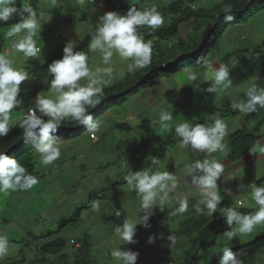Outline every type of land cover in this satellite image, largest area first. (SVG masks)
<instances>
[{"label": "rangeland", "instance_id": "1", "mask_svg": "<svg viewBox=\"0 0 264 264\" xmlns=\"http://www.w3.org/2000/svg\"><path fill=\"white\" fill-rule=\"evenodd\" d=\"M125 1L127 0H96L95 4L82 8L77 6L76 0H16L14 6L18 10L21 5L29 6L31 3L35 7L39 30L33 39L40 52L35 58H26L23 53L15 52L13 44L22 39L26 33L22 32L19 36L6 39V33L16 23L11 25L3 23L4 25L0 27V55L11 59L15 69L24 70L30 76V80L20 86L19 100L22 101L24 93L35 91L37 88L41 90L26 104L22 101L21 108L13 110L11 127L22 121L27 112L26 106L35 107V98L38 94L46 99H55V95L49 89L50 75L43 68V64L47 56L56 48L64 47L69 41L78 45L90 30L97 28L98 18L107 12L124 15L130 6L136 7L141 12L151 10L148 0H132L130 6H127ZM174 1L158 0L156 2V10L164 20L162 28L170 25L172 20L168 14L163 13L162 9ZM184 1L191 9L195 7L200 11L204 8L210 10L224 0ZM116 4L123 9L116 11ZM256 6L246 13L247 17H245L248 22L254 17ZM25 17L27 18L26 14ZM17 19L18 23L21 22L19 17ZM195 25V21L183 25L178 37L169 42H162V46L167 49L171 47L170 45L178 44L179 40L186 39V36L196 27ZM240 28V25L235 26L230 23L227 26L226 35L216 44L213 41L212 49L206 52L204 58L210 60L213 57H225L226 54L233 53L231 52L233 41L230 38ZM263 35L264 30L261 29V36ZM144 42L147 43L149 40ZM84 52L89 56L88 67L91 71L95 72L97 68L105 67L112 69L111 78L102 77L107 85L103 88L118 84L129 74L127 66L131 61H121L118 55L114 54L111 63L105 65L99 52L92 53L87 49ZM189 58L186 57V60ZM245 59L253 62L257 69L255 72L257 71L258 74L264 70V57L251 54L245 56ZM234 60H240V57ZM257 60L261 61L258 66H256ZM211 68L214 70L213 66ZM243 68L247 69V64ZM193 70L197 69L183 65L180 73L171 79H163L152 91L148 93L142 91L132 98L125 97L124 101H120L113 109L106 110L100 118L96 119L93 116V119L101 124L100 130L95 134L96 139H92L85 130L76 139L57 143L61 156L52 165L43 166L40 163V156L34 153L38 183L28 191L10 192L7 196L0 194V236L6 237L8 241V253L5 258L0 259V264H12L21 260L20 251H23L27 263L30 264L38 255L37 247L56 238H64L68 242L67 264H118L111 258L113 250L138 253L136 264H185V255L190 252L192 241L197 237L192 230L195 229L196 221L203 215L217 219L223 209L221 203V208L219 206L213 216L207 215V211H203V214H197L195 211L194 206L202 197L199 191L192 186L191 177L186 176L185 169L197 159L215 160L224 166V172L217 180L219 195L225 194L226 199L232 202L235 208H239L238 203L241 202L245 209H252L255 213L259 210L251 199V187L249 186L258 187V181L261 179L260 171L264 170V162H260L249 171L236 172L234 164L228 159L230 135L240 130L255 134L257 131L255 129L258 128L260 132L256 135L264 138V109L257 106L255 113L244 115L238 110L234 111L231 107L233 103L241 102L243 96H245L243 102H247L248 89L253 86L257 87L259 79L253 78L244 85L235 86L236 79L240 77L232 75L230 88L208 93L206 89L213 83L206 81L205 84L193 85V81L188 79V74L195 72ZM80 83L81 86H86L88 82L82 80ZM262 86L264 87V82ZM215 109H225V117L214 115ZM232 110L240 114L233 116L231 115ZM162 112L172 115L169 132L162 131L159 125V116ZM92 114L93 112L90 113ZM146 118L157 122L155 123V134L161 139L173 134L175 127L180 123L186 122L192 127L196 124L209 123L211 127L214 119L219 118L227 125L228 135L222 141L226 148L223 152L213 153L210 156L194 154L190 148L181 149L180 140L175 137L174 146L164 147L166 156L159 161L158 165L151 164L148 157L144 158L140 171L144 169L150 172H169L177 178L179 187L175 192L170 193L162 212L158 204L157 208L153 209V215L148 221L149 227L137 225L134 236L136 243L124 245V242L115 235V227L122 226L125 218L138 224L140 216L143 215L140 212V200L135 192L129 191L124 177L132 171L129 167V157L136 151L143 137L139 127L141 121ZM118 123H127L133 127V131L126 133L116 130L115 126ZM160 143L163 141L157 140L153 142V145L159 148L162 147ZM241 185L244 187L239 191ZM91 193L95 194L92 203L89 200ZM177 197L186 198L188 201V210L182 215H173L179 207ZM93 202L99 204V211L92 210ZM202 206L200 205L203 210ZM85 207L88 208L82 210L78 222L60 227L62 221L74 217L78 208ZM117 211L121 213L119 218L115 216ZM156 220L159 221L155 222ZM49 232H54V234L49 235ZM263 232L264 225H261L255 227L251 234L237 236L233 240H228L222 234L215 245L203 247L200 250L199 264H210L215 255L222 253L223 248L232 249L248 244ZM170 235L175 238L174 243L167 239ZM150 236L154 238L152 244L148 243ZM242 264H264V249L253 259Z\"/></svg>", "mask_w": 264, "mask_h": 264}, {"label": "clouds", "instance_id": "2", "mask_svg": "<svg viewBox=\"0 0 264 264\" xmlns=\"http://www.w3.org/2000/svg\"><path fill=\"white\" fill-rule=\"evenodd\" d=\"M76 2L77 6L83 8L95 4L96 0H76ZM15 3L16 0H0V21L7 23L14 16L21 20L11 26L5 38L19 36L22 32L26 33L22 39L13 44V49L17 53H23L26 58H35L40 52L33 39L39 30L36 13L26 5H21L18 10L14 6ZM230 11V9L225 11L226 23H231L234 19L229 14ZM25 14L27 18H25ZM163 26L164 20L155 7L141 12L136 7L130 6L124 15L107 12L98 18L97 30L91 35L87 50L92 53L99 52L105 65L111 63L114 54L118 55L121 61H131L127 66L128 73L131 74L149 67L151 64L152 43L151 41L144 42V37L139 29L147 28L154 33ZM76 47L75 42L69 41L63 48L62 59L53 61L48 67V73L52 76L49 89L55 95V99H46L38 94L35 98V107L26 109V115L19 123L24 143H32L35 152L41 158L40 163L45 167L60 159L61 153L54 134L59 131L63 121L71 120L78 125L85 126L86 132L92 139H96L95 134L101 127L100 122L89 115L88 109H95L101 103L98 97L103 95V87L107 86L102 77L111 78L112 69L105 67L97 68L95 72L91 71L88 67L89 56L84 51H74ZM201 60H203V66L206 69H211V65L206 59L200 58L197 63H201ZM205 77L207 79V72ZM188 79L195 81L197 77L190 72ZM212 79L214 83L206 89L208 93L223 91L232 86L229 69L223 64L214 70ZM29 80L28 72L15 69L11 59L0 55V138L6 137L12 130L10 126L11 114L13 110L22 107V101L18 99L20 86ZM82 80L88 82L86 86H81ZM246 97L247 102L233 103L232 109L238 110L244 115L255 113L257 106L264 109V89L253 86L248 89ZM42 117L47 119H42ZM171 121L172 115L162 112L159 116L161 130L169 132ZM153 123L157 122L153 121ZM227 135V125L219 118L214 119L211 127L204 124L192 127L186 122L175 127V136L180 140L179 147L181 149L190 148L194 154H205L206 156L223 152L226 145L222 141ZM256 153L264 155V146L258 143L249 150L250 155ZM147 159L153 165L159 164L156 157ZM223 172L224 166L221 163L207 158L202 161L197 159L186 167V176L191 177L192 186L199 191L202 197L194 206L197 214H203L200 205H203L209 216H213L217 212L218 206L222 203L217 180ZM124 180L129 191L135 192L139 198L140 212L143 215L140 216L138 224L125 218L122 226H116L114 232L124 242V245H133L136 243L134 236L137 225L149 227L148 221L153 215V209L157 208L158 204L159 210L162 212L163 206L169 200L170 193L175 192L179 184L177 178L169 172H150L144 169L135 173L129 171ZM37 183L36 177L26 175V170L16 162V159L0 154V194L7 196L10 192L17 190L28 191ZM243 187L241 185L238 190L240 191ZM249 187H251V199L259 209L254 215H242L232 208L221 209L226 225L231 229L223 234L228 240L251 234L255 227L264 225V187L254 185ZM177 200L179 207L173 212V215H182L188 210V201L182 197H177ZM92 210L99 211L97 202H93ZM120 215L119 211L115 214L116 218H119ZM233 225H237V227L233 228ZM167 239L171 243L175 242V238L171 235ZM148 243H154V238L150 236ZM222 252L223 255L218 264H242L230 248L225 247ZM7 253L8 241L6 237L0 236V259L5 258ZM138 255L132 251L113 250L111 252V258L118 264H136Z\"/></svg>", "mask_w": 264, "mask_h": 264}, {"label": "trees", "instance_id": "3", "mask_svg": "<svg viewBox=\"0 0 264 264\" xmlns=\"http://www.w3.org/2000/svg\"><path fill=\"white\" fill-rule=\"evenodd\" d=\"M252 3V4H251ZM257 5V6H256ZM33 10L35 9L33 3L29 5ZM256 11L264 9V0H224L221 4H218L210 10L194 11L184 0H175L171 5L165 8V13L168 14L172 20L170 25L164 28H160L156 32H151L150 29L141 28L139 32L143 35L144 41L152 42V57L149 67L135 71L131 74H127L123 80L118 84L103 88V95L98 97L101 103L95 109H88L89 115L93 112L92 116L96 119L104 115L106 110L113 109L120 101H124L125 97L132 98L134 95L142 91H152L158 86V84L165 78L171 79L181 72L183 65L190 66V68L199 69L203 67V60L201 63H197V60L204 58L206 52L212 49L211 44L213 41L216 43L224 35L227 26L230 23H226L224 16L225 11L230 9V15L234 17L232 24L237 25L243 23L247 18L246 13L250 8H255ZM116 11H120L121 7L116 6ZM255 11V12H256ZM246 16V17H245ZM26 18V17H25ZM190 21H195L196 27L193 31L186 36V39L179 40L178 44L170 45V48H164L162 42H169L178 37L180 28L188 24ZM10 22V23H9ZM0 21V27L2 25H11L18 23L16 20L8 21L4 23ZM97 28L89 31L74 49V51H84L87 49L90 43L91 35L96 32ZM211 36L210 39H208ZM63 48L58 47L53 53L47 56L43 68L48 71V67L55 60H60L63 57ZM186 57H190L186 60ZM175 64V65H174ZM151 74L150 77H148ZM148 77V78H147ZM52 76L50 75V81ZM261 89L263 86L261 85ZM41 90L37 88L35 91L27 92L23 94V101L25 104ZM245 101V97L240 100ZM228 103V102H226ZM227 105V104H226ZM28 106H26V109ZM214 115L225 117V109H215ZM240 114L232 110L231 115L235 116ZM42 119H47L42 117ZM21 122V121H20ZM19 122V123H20ZM17 123L6 137L0 138V154H5L13 159L26 170V175L34 176L38 178V172L36 170V164L34 161L35 149L31 142L25 144L23 141V132L19 128ZM197 125V124H196ZM195 125V126H196ZM210 126L209 123L204 124ZM194 126V127H195ZM116 130L121 132L131 133L133 127L127 123H118L115 126ZM139 129L142 132V139L139 145L129 157V167L132 171L139 172L142 160L146 157H156L159 161L163 160L166 156L164 147H172L175 145V131L173 134L168 135L165 139H161L156 136L155 129L156 124L149 118L143 119L140 123ZM85 126L78 125L71 120H65L61 123V127L57 133L54 134L57 143L62 141H70L78 138L85 132ZM261 139L256 133H247L240 130L229 136V161L232 164L239 163L247 155L249 150L252 149L258 141ZM163 141L160 143L159 148L153 145L155 141ZM117 185V184H115ZM18 192H23L19 191ZM94 193L89 195L90 203L94 200ZM223 199V209L232 208L242 215H254L255 212L242 207L235 208L232 202L226 199L225 194L220 195ZM221 208V204L219 205ZM218 206V207H219ZM78 208L75 215L70 220L62 221L60 227H66L69 223L78 222L83 209ZM203 211L206 209L202 206ZM156 220L155 222H158ZM237 225H233L235 228ZM195 229H192L197 237L192 241V247L190 252L185 255V264H199V252L203 247H211L216 244L220 235L224 234L231 229L226 225V220L223 214L217 219L208 218L203 215L201 219L197 220L194 224ZM57 233V232H55ZM54 232H49V235ZM73 244V242H72ZM68 242L64 238H56L42 244L37 247L35 259L30 264H67V250ZM262 249H264V232L257 236L253 241L248 244L240 245L231 249L236 258L242 263L253 259ZM222 253L215 255L210 264H218ZM21 260H18L12 264H28L26 256L23 251H20ZM82 264V263H78Z\"/></svg>", "mask_w": 264, "mask_h": 264}, {"label": "crops", "instance_id": "4", "mask_svg": "<svg viewBox=\"0 0 264 264\" xmlns=\"http://www.w3.org/2000/svg\"><path fill=\"white\" fill-rule=\"evenodd\" d=\"M157 1L158 0H148V2H149L148 6L150 8H152V7L156 8L157 7L156 6ZM131 3H132V0L125 1V4L127 6H130ZM114 5H113V7H114ZM117 5L118 4H116V6ZM165 8H167V7H165ZM165 8L162 9L163 13H165V11H164ZM193 8H195V7H192V9ZM122 9L123 8L121 7V10ZM195 10H196V8H195ZM202 10H207V9L204 8ZM196 11H198V10H196ZM253 15H254V17L252 18V21L248 22L247 20H245L243 23L237 24V25H240L241 28L238 29L234 33V35L230 38V40L233 41V45H232L233 49H231V52H233V53H228L225 55V57L224 56L223 57L222 56L213 57V59L211 58L210 60H207V61L211 65V67L212 66L214 67V70L218 69V67L221 64L225 65L229 69V78H232V75H235V76L238 75L240 78L236 79V81L234 83L235 86L244 85L245 83H247L251 79L258 78L259 79L257 82L258 86L256 88L261 89V85H263V82H264V70L261 71L260 74H258L257 71L255 72L256 68L254 67L253 62H250L249 60L245 59V56H248L251 54H254V56H256V57L257 56L258 57H264V35L261 36V29L264 30V9L256 11ZM12 20H16L18 22V19L16 16ZM244 24H245V26H244ZM237 25H235V26H237ZM225 35H226V33H224L222 38ZM238 37H239V39H238ZM7 53H8V51H7ZM241 56H244V57H241ZM237 57H240V60L235 61L234 58H237ZM232 59H233V62H232ZM256 62H257L256 66L261 64V61H259V60H257ZM245 64H247V66H248L247 69L243 68V66ZM214 70H212V68L206 69L204 66L197 69V70H193V71H195L193 73L197 77V79L195 81H193V85L205 84L206 81H208L210 83H214V80L212 79V77L214 76ZM206 72L208 73L207 79L205 77ZM263 89H264V87H263ZM148 92H150V91H146V93H148ZM243 97H245V96H243ZM22 101H23V95H22ZM260 125L261 124H259V126ZM255 130H257L256 134H259V132H260V131H258L259 129L257 128ZM258 143L261 146H264V138L261 137V139L258 141ZM260 162H264V155H261L258 153L256 156L253 157V155L249 154L242 161H240L237 164H234L233 167H234L236 172L244 171V170L249 171V170H251L252 167L259 164ZM230 167H232V166H230ZM260 175H261V179H259V181H258L259 182L257 185L258 187H262V185L264 183V170L260 171ZM238 206L243 208L244 204L239 202ZM246 209H248V208H246ZM249 210H252V209H249Z\"/></svg>", "mask_w": 264, "mask_h": 264}, {"label": "water", "instance_id": "5", "mask_svg": "<svg viewBox=\"0 0 264 264\" xmlns=\"http://www.w3.org/2000/svg\"><path fill=\"white\" fill-rule=\"evenodd\" d=\"M251 4H252V3H251ZM210 38H211V36H210L208 39H210ZM150 76H151V74H150L148 77H150ZM148 77H147V78H148Z\"/></svg>", "mask_w": 264, "mask_h": 264}, {"label": "built area", "instance_id": "6", "mask_svg": "<svg viewBox=\"0 0 264 264\" xmlns=\"http://www.w3.org/2000/svg\"><path fill=\"white\" fill-rule=\"evenodd\" d=\"M193 10H195V8H193Z\"/></svg>", "mask_w": 264, "mask_h": 264}, {"label": "bare ground", "instance_id": "7", "mask_svg": "<svg viewBox=\"0 0 264 264\" xmlns=\"http://www.w3.org/2000/svg\"><path fill=\"white\" fill-rule=\"evenodd\" d=\"M175 65V64H174Z\"/></svg>", "mask_w": 264, "mask_h": 264}]
</instances>
